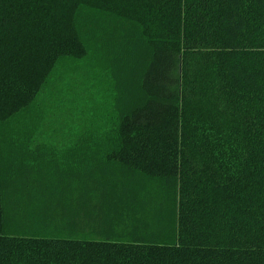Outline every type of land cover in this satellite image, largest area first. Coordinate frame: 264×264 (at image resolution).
I'll return each mask as SVG.
<instances>
[{
    "label": "trees",
    "instance_id": "16d2710c",
    "mask_svg": "<svg viewBox=\"0 0 264 264\" xmlns=\"http://www.w3.org/2000/svg\"><path fill=\"white\" fill-rule=\"evenodd\" d=\"M0 264H264V0H0Z\"/></svg>",
    "mask_w": 264,
    "mask_h": 264
}]
</instances>
